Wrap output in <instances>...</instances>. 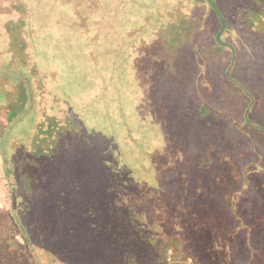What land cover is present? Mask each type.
Segmentation results:
<instances>
[{
    "label": "rangeland",
    "instance_id": "1",
    "mask_svg": "<svg viewBox=\"0 0 264 264\" xmlns=\"http://www.w3.org/2000/svg\"><path fill=\"white\" fill-rule=\"evenodd\" d=\"M50 1L43 0L42 4L46 5ZM83 1L80 6L74 3L71 7H65L62 1H58V8L47 9L45 20H37V14L33 13L32 19L36 21L31 29L33 36L26 40L38 46L37 57L41 61L38 63L41 70L38 79H42L40 86L45 82L46 89L51 91L50 97L55 102V108L49 109L51 114H57L58 111L61 112V107H65L71 115L68 116L71 119L67 120L66 129L75 132L73 137L72 134L69 135V139L65 142L61 140L58 145L67 151V144L72 148L71 152L76 150V153L66 156L63 162L54 166L51 163L52 157L48 155L46 160L38 162L27 172L29 176L35 177L38 174L37 167H46V165L61 167L66 171L57 175V182L73 185L76 193L82 194L87 202H91L89 192L91 187L114 184L120 190H126L121 196L129 198V201L135 199V206L138 208L144 202L141 201L142 197L150 200V203L148 202L147 205L145 203L144 206L148 217L157 214L159 205L165 204L164 210H173V213L160 217L161 223L158 222L160 230L170 235L182 233L184 250L187 248L192 255L197 256L201 252L203 241L201 228L195 224H198L201 218L204 219L205 215H211L213 212L210 210L211 206L208 207L209 210L204 211V207L201 208L198 203L193 214L183 208L182 203L189 197V190L186 187L188 182L192 183L196 177L195 184L198 187L202 185V176L188 168H224L220 169V177L214 180L213 187L203 188L210 193L206 196L208 198L199 199L202 205H205V200H209L210 205L217 204L220 210L221 202L216 203L213 198L232 197V191L228 187L234 180L232 167L235 165L231 154L239 153L240 145L235 142L224 144L228 123L223 119L215 122L210 118L198 119V109L200 105L209 102L217 105L219 93L224 97L228 95L235 101L237 98L234 87L219 74V66L226 64L225 57L220 59L221 64L218 68H211L208 67L211 62L206 61L201 64V57L197 56V61L200 63L196 68L198 69L197 89H191L186 82L189 76L186 75L189 73L191 76L194 75L191 73L195 71L194 65L185 67L182 61H176L178 54L173 58L172 64H169L164 59V53L162 55L155 53L160 51L163 43L157 32L165 21L159 16L165 18L168 12L178 8L196 22V31L191 44H195L193 46L197 52L205 48L199 42L204 40L206 32L211 31L210 28L214 27L216 22L213 18H205L206 5L196 6L192 0L189 3L184 0H125L121 5L120 0H109V2L102 0L99 8L94 7L96 3L93 0ZM220 2L224 3V0ZM33 3L37 6L36 1ZM149 18L152 21L147 22ZM228 23L232 21L229 20ZM224 38L234 42L231 36ZM6 39V43H0V69L17 70L22 80H30L31 75L28 70L32 68L34 62L28 60V53L27 56L26 54L23 56V61L15 56L9 48L10 37L7 36ZM184 39L188 42L189 38ZM196 40L199 42L196 43ZM246 55L250 54L246 53ZM24 62L28 63L27 66ZM244 81L248 83L247 80ZM261 83L264 85V81ZM15 85L16 81L12 75L0 77V91H14ZM157 92L161 95L160 98H157ZM232 103L230 110L236 114L239 109L238 103ZM4 108L5 105L0 102V112ZM238 115L241 113L239 112ZM35 120H37L35 113L29 112L22 120L17 116L15 119H10V123L8 122L9 128L14 129L12 132L15 134L6 136L5 133L2 142L7 144V153L13 160L9 161L11 167H17L14 150L20 152L19 148L22 147L26 156H30ZM193 129L197 131V137L201 138L205 135L213 141L216 139V145L224 144L226 149L221 147V150L215 153L216 147H214L212 154L204 159L205 161H200V154H189L187 151L189 131L192 133ZM78 141V148L75 149L74 144ZM254 146L259 154L264 153L261 139L255 141ZM3 149L0 145V237L6 238L11 234L10 237L12 239L14 237L22 247L16 244L12 252L8 251L7 246L0 250V259L3 258L1 264L3 262L9 264L11 259L18 264H29L30 254L28 249L23 248L26 245L25 239L14 222L10 225L8 217L14 209L27 235L33 241L39 242L38 228L31 211L32 208L35 209V204L40 206L46 198L38 197L30 200L29 192L24 189L22 173L15 174L12 183L8 181L4 171V167L7 166ZM98 153L104 156L103 160L99 158ZM85 158L88 159L85 161ZM186 159L188 160L184 166L186 168L179 170L178 166L183 167ZM215 161L218 162V166ZM251 170L253 171L254 168ZM167 172L174 173L167 181L168 184L175 186L176 182L179 185L177 199L172 197L170 199L165 191L167 188H163L165 183L163 174ZM256 174H254V183L264 197V176ZM28 186L30 187L29 183ZM11 187L20 188L16 193L13 207ZM64 187L62 205L66 208L70 197L66 198L65 195L70 193L67 185ZM173 190L175 188L170 187L169 192ZM175 199V202L180 203L181 211L171 207ZM142 209L143 206L140 210ZM257 209L260 212L247 221L250 227L249 236L253 238L264 226V212L262 213L264 205L259 202ZM223 212L225 211L222 210ZM215 215L216 213L213 214ZM180 216L184 218L181 219ZM183 220H185L184 225L189 227L188 232L180 231ZM109 232L114 237V234H118V228L113 227ZM74 248L80 255L83 252H86L84 256L87 255L88 247L78 245ZM143 249L141 255L151 259L150 251H147L149 248L144 246ZM38 251L42 264H52L43 251ZM168 251V259L172 261L183 259L177 245L170 246ZM214 253L222 257V252L217 247ZM212 259L210 256L207 264H211ZM135 261L140 264L139 259L136 258Z\"/></svg>",
    "mask_w": 264,
    "mask_h": 264
},
{
    "label": "trees",
    "instance_id": "2",
    "mask_svg": "<svg viewBox=\"0 0 264 264\" xmlns=\"http://www.w3.org/2000/svg\"><path fill=\"white\" fill-rule=\"evenodd\" d=\"M33 1L37 2V6ZM42 1L0 0V43H6V37L9 36L11 41L8 44L11 52L20 57L22 61L23 56L25 54L27 56L28 53V60L34 62L32 68L28 70L31 79L27 81L19 77L17 70L0 69L1 78L12 75L16 81L14 91H0V99H2L0 102L5 105L2 113L0 112V145L4 148L5 165L7 166L4 167L5 176L12 183L15 174L22 173L24 189L27 193L29 192L30 200L38 197L46 198L40 206L35 204V209L32 208L31 211L38 228L39 242L33 241L27 235L14 209L8 217L10 225L14 222L25 239L26 245L23 248L28 249L30 254L29 264H42L38 250L43 251L52 264H139L135 261L136 258L139 259L140 264H207L210 256L213 258L211 264H260V262L264 264V226L253 238L249 236L250 227L247 224L249 219L254 218L260 212L257 209L259 202L264 205V197L254 183L256 172L257 176H264V153L263 156L259 154L254 146V142L258 139H261L264 144V85L261 83L264 81V0H224V3L220 0H192L196 6L206 5L205 18H213L216 22L215 26L210 28L211 31L206 32L204 40L200 42L196 40V43L199 42L205 47L201 52H197L193 46L194 43L191 44L194 31H196V22L188 15L177 8L166 14V20L162 15L159 16L165 21L157 32L163 43H161L160 51L155 54L164 53V59L169 64H172L173 58L178 54L176 61H182L185 67L194 65L195 71L191 72L194 75L191 76L190 73L186 75L189 76L186 82L191 89H197L196 71L198 69L196 68L199 63L197 56L201 57V64L206 61L211 62L208 65L211 68H218L221 64L220 59L225 57L226 64L219 66V74L234 87L237 98L235 101L232 97L228 95L224 97L222 93H219L217 105L205 102L206 104L200 105L198 109V119L210 118L214 122L223 119L228 123L224 144L235 142L240 145L239 153L231 154L235 165L232 167L234 180L229 183L228 187L232 191V197L230 199H224L222 196L213 198L216 203L221 202L220 210L216 203V205H210L211 201L208 203L209 200H205V205H202L199 199L208 198L206 196L210 193L203 188L213 187L214 180L220 177L219 174L224 168H188L202 176V185L198 187L195 184L196 177L192 183L188 182L186 187L189 190V197L182 203L183 208L193 214L196 209L195 205L198 203L201 208L204 207V211L209 210L208 207L211 206L210 210L213 212L211 215H205L204 219L201 218L198 224L194 223L201 228L203 241L201 252L197 256L192 255L187 248L184 250L182 233L170 235L160 230L158 226V222L161 223L160 217L173 213V210H164L165 204L159 205L157 214L148 217L144 206L145 203L146 205L150 203V200L142 197L143 209L140 210L142 206H139L140 208L135 206L134 197H131L134 201L122 197L121 194H124L126 190L122 191L114 184L91 187L89 190L91 202H87L82 194L76 193L73 185L57 182V175L66 171L61 167H47V165L37 167L38 174L35 177L29 176L27 171L35 167L38 162L46 160L48 155L52 157L51 163L54 166L76 151L71 152L72 148L66 144V149L69 151L66 153L67 151L58 145L61 140L65 142L69 139V135L72 134V137L75 135L74 130L66 129L67 120L71 119L68 116L71 115L65 107L60 108L61 112L51 114L49 109L55 108L54 99L50 97L51 91L46 89L45 82L40 86L42 79H38L41 72L38 66L41 62L37 57L38 46L35 43H28L27 40L32 38L31 29L36 23L32 19L33 13L37 14V20H45L47 9L58 8V1H62L65 7H71L74 3L77 6L82 5L83 0H51L46 5L42 4ZM101 1L93 0L96 3L94 7L99 8ZM103 1L109 2V0ZM123 1L125 0H120V5ZM185 1L189 3L191 0ZM229 20L232 23H228ZM148 21H152L151 18ZM224 36H231L235 45L234 42L226 40ZM184 38H189L188 42ZM24 64L27 66L28 63L24 62ZM158 93L156 96L160 98L161 95ZM232 102L238 103L239 109L236 114L230 110ZM29 112L35 113L37 117L34 137L30 142V156H26L22 147L19 148L20 152L14 150L13 155L16 157L17 167H11L9 161L13 160L7 153V144L2 142V138L5 133L6 136L15 134L12 132L14 129L9 128L10 119L18 116V119L22 120ZM239 112L241 115H238ZM193 131L192 133L189 131L187 151L189 154H200V161H205L204 159L212 154L214 147H216L215 153L221 150V147L226 149L224 144L216 145V139L213 141L205 135L201 138L197 137V131L195 129ZM79 141L74 144L75 149L78 148ZM101 149L104 148L101 147ZM98 155L101 160L104 159L101 153ZM87 159L85 158V161ZM187 162L186 159L183 167L179 165L178 169L184 170ZM215 164L218 166L217 161ZM173 174V172L163 174L165 181L163 188H167L165 191L170 199L171 197L177 199L179 185L175 182V186H171L167 182ZM64 185H67L70 193L65 195L66 198L70 197L66 208L62 205ZM170 187L175 188L171 193L169 192ZM19 189L11 187L12 207ZM176 199L173 200L171 207L181 211L182 207L180 203L175 202ZM222 210L225 212L222 213ZM214 213H216L215 216H213ZM180 218L184 217L180 216ZM181 224L183 225L180 231L188 232L189 227L184 225L185 220ZM113 227L118 228V234H114V237L109 232V229L112 230ZM10 236L11 234L6 238L0 237V250L7 246L8 251L12 252L16 244L22 247L15 241L14 234H12L14 240ZM78 245L88 247L86 256H84L86 252L80 255L76 251L74 247ZM172 245H177L179 253L183 256L182 260L168 259V249ZM144 246L149 248L147 251H150L151 259L141 255ZM215 247L220 249L222 257L214 253ZM16 253L21 255L19 252ZM2 261L3 258L0 259V264ZM3 264H8V262H3ZM9 264L18 263L11 259Z\"/></svg>",
    "mask_w": 264,
    "mask_h": 264
}]
</instances>
